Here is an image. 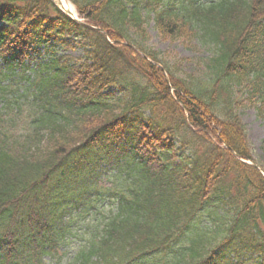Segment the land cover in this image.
Returning a JSON list of instances; mask_svg holds the SVG:
<instances>
[{
  "label": "trees",
  "instance_id": "1",
  "mask_svg": "<svg viewBox=\"0 0 264 264\" xmlns=\"http://www.w3.org/2000/svg\"><path fill=\"white\" fill-rule=\"evenodd\" d=\"M72 2L83 24L0 0V264L59 263L82 231L69 264H264V178L239 161L240 113L264 121V0ZM150 24L206 50L198 76L143 44Z\"/></svg>",
  "mask_w": 264,
  "mask_h": 264
},
{
  "label": "rangeland",
  "instance_id": "2",
  "mask_svg": "<svg viewBox=\"0 0 264 264\" xmlns=\"http://www.w3.org/2000/svg\"><path fill=\"white\" fill-rule=\"evenodd\" d=\"M71 6L74 7L72 4ZM145 33L147 39L143 40V44L153 51H158L161 58L168 61L172 68L181 71V76L190 74L196 77L200 74L203 69L202 61L208 56L204 48L196 45L195 42L185 45L161 40L151 24L147 26ZM80 51L81 49H78L76 53L71 52V54L76 55ZM241 120L246 127L255 159L264 164V122L256 118L255 112L250 109L241 113ZM73 250L74 248H71L70 252Z\"/></svg>",
  "mask_w": 264,
  "mask_h": 264
},
{
  "label": "bare ground",
  "instance_id": "3",
  "mask_svg": "<svg viewBox=\"0 0 264 264\" xmlns=\"http://www.w3.org/2000/svg\"><path fill=\"white\" fill-rule=\"evenodd\" d=\"M56 1L59 2V4L68 11L74 12L73 8L69 4H67L65 0H56Z\"/></svg>",
  "mask_w": 264,
  "mask_h": 264
}]
</instances>
